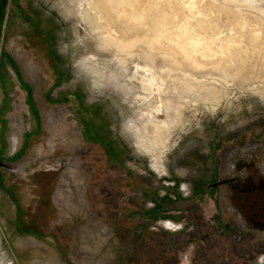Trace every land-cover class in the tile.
<instances>
[{
  "label": "rangeland",
  "instance_id": "rangeland-1",
  "mask_svg": "<svg viewBox=\"0 0 264 264\" xmlns=\"http://www.w3.org/2000/svg\"><path fill=\"white\" fill-rule=\"evenodd\" d=\"M174 1L182 5L193 3L202 14L198 6L203 2L217 3V7L231 11L245 9L250 15L264 9V0ZM33 2L52 15L57 25L59 47L70 71L61 89L71 88L74 98L81 96L88 102L79 103L95 111L96 123L91 121L94 128H104L107 118L123 166H111L102 149L92 143L88 144V157L83 154L81 157V138L80 143H75L74 138L62 139L68 128L64 118L66 106L39 104L45 128L47 116H57L54 122L49 121L53 124L48 127L50 133L43 134L44 138L41 135L43 144L37 141L29 148L31 152L40 151L42 162L35 169H29L30 164L19 168L16 174L22 178L11 173L4 184L0 182V261L4 259L5 264H264V257L259 255L264 252V226L249 231L246 222L242 223L244 219L237 218V211H228L219 198V178L232 172L223 158H230L231 152L242 149L249 141L264 138V74L259 71L264 66L263 54L252 55L251 75L247 78L225 74L212 62V55L221 52L220 39L207 37L205 30L195 28L196 20L188 15L179 27L180 41L192 47L190 40H200L201 52L207 53L203 69L166 64L161 70L165 80L158 70L150 69L151 77L147 73L142 75L136 80L139 87L128 94L116 85L124 83L129 76L122 73L97 85L81 64L91 52H98L100 42L95 32L99 25L95 24L97 10L92 0ZM99 65L115 67L102 59ZM177 75L189 87L197 89L170 93L177 106L176 111L170 112L172 122L162 106L156 107L168 140L165 139V145L160 142V149L148 151L147 144L141 143L133 127L128 126L148 105L142 85L146 84L150 94L156 95L167 78ZM5 77L9 92L5 132L8 137L10 134L14 148L18 141L22 144L25 125L31 124L28 142L32 144L37 116L28 93L18 82L11 83L9 74ZM39 91L37 97L41 95ZM1 99L0 94V102ZM101 140L109 141L107 136ZM155 155L163 157L161 172L155 167ZM69 160H77L80 172L75 176L74 167H68ZM28 174L31 180L25 178ZM252 190H244L243 200L247 194L249 202L257 195L261 199L255 208L247 204L246 212L264 213V190L260 194ZM236 191L238 197L240 193L237 188ZM232 204L238 205L239 201L233 197ZM170 218L183 222L184 227L167 230L162 220Z\"/></svg>",
  "mask_w": 264,
  "mask_h": 264
},
{
  "label": "bare ground",
  "instance_id": "bare-ground-1",
  "mask_svg": "<svg viewBox=\"0 0 264 264\" xmlns=\"http://www.w3.org/2000/svg\"><path fill=\"white\" fill-rule=\"evenodd\" d=\"M92 1L97 10L95 24L99 25V28L95 26L98 29H94L100 42L97 44L98 52H91L81 64L91 73V78L97 85H102L124 73L125 77H129L123 80L124 83H118L116 87H121L128 93L132 92L131 89L139 87L136 80L142 75L145 76L147 73L151 77L150 69L158 70L165 80L164 72L161 70L166 64L176 68L189 67V69L202 70L206 65L204 56L207 53L201 52L200 47L203 45L200 40H190L193 43L192 47L187 46L182 39V42L180 41L182 32L179 27L182 19L188 15L196 20L195 28L205 30L210 39H220L221 52L212 55V62L225 74L245 79L251 75L252 55L261 53L264 56V9L262 8H259L261 11H258L259 14L250 15L251 12L247 13L245 9L231 11L220 6L218 8L217 3L203 2L198 6L199 10L202 9L204 13L202 14L196 11L193 3L182 5L174 0ZM100 59L108 60V65L115 64V67H109L110 75L107 74L109 68L99 65ZM259 71L264 74V66L260 67ZM165 83L156 95L150 94L146 84L142 85V90L146 89L148 105L136 118L128 122V126L133 127L132 130L137 138L139 136L141 143L145 142L148 145H146L147 150L151 152L160 149L159 147L165 145L168 140L165 137L164 123L161 122L156 107L162 106L167 119L171 121L170 112L173 109L177 110V106L170 93L197 89L195 86L189 87L179 75L176 78H167ZM154 158L155 167L161 172L164 170L163 157L157 155ZM4 262L5 260L2 259L0 264H5Z\"/></svg>",
  "mask_w": 264,
  "mask_h": 264
},
{
  "label": "flooded vegetation",
  "instance_id": "flooded-vegetation-1",
  "mask_svg": "<svg viewBox=\"0 0 264 264\" xmlns=\"http://www.w3.org/2000/svg\"><path fill=\"white\" fill-rule=\"evenodd\" d=\"M4 55L5 57H3ZM3 58L4 60H2ZM10 61L13 62V65L10 64ZM69 72V63L65 62L59 47L57 25L54 22V17L44 13L43 9L35 5L33 0H0V94L2 96L0 102V182L2 184L8 180V175L11 173L18 176L16 172L19 168L30 164L29 169H35L38 162H42L40 151L34 150L31 152L29 148L34 147L37 141H40L39 144H43V138L48 135L47 132L50 133L51 131L48 127L53 125L49 121L54 122L57 115L47 116L46 125L48 127L45 128L41 108L38 107L39 104L44 106L46 104H62L66 106V108L64 107V112H66L64 118L68 128L67 131H64V138L62 139L69 141L74 138L75 143H80L81 140L79 146L80 156L83 154L86 158L88 157V144L92 143L102 149L106 161L111 166H123L120 148L109 131L107 118L104 128H94L91 121L93 120L92 122L96 123L95 118L97 115L95 111L88 108V106H81L79 103L81 101L88 104V102L84 101L81 96L74 98L71 93L73 89H68L67 86H63L67 89H61V83L65 79H69ZM5 74H9L11 83L18 82L21 87L26 89L29 102L36 113L37 130H35L32 137V144L28 142V136H30L28 131L31 124L29 126L25 125L22 144L20 145L18 141L17 146L14 148L9 141L10 134L8 137V133L5 132L8 127V118L4 114L9 99ZM40 89L41 95L37 97L36 95L40 92ZM82 91L85 96L83 89ZM41 135H43V138ZM105 136L108 137L109 141L103 143L101 138L103 139ZM93 137L97 138L94 139ZM59 145L61 147L60 143ZM113 148L118 151V154ZM8 153L10 154L8 155ZM230 156V158L226 157L222 160H225L230 168L232 167V172L230 171L228 175L225 176L224 174L219 178L221 190L219 198L221 197V201L227 205L226 209L228 211L235 209L239 215L237 218L244 219L242 223L244 224L245 221L247 226L250 227L249 231H252L264 226V221H262L264 213L254 210L249 215L246 212L247 204L255 208L261 197L257 195L249 202L248 194L244 196L246 197L244 200L243 195L244 190L253 191L252 189H255L259 194L261 190H264V138H256L245 143L242 149L239 148L231 152ZM27 157H29L28 162H26ZM67 164L68 167H74V176L80 172L77 160H69ZM58 167L61 168V163ZM59 169L55 171L58 173ZM18 178L22 177L18 176ZM25 178L31 180L29 174ZM236 188L240 193L238 197H236ZM233 197L239 201L238 205L232 204ZM239 205L241 208L243 207L242 210Z\"/></svg>",
  "mask_w": 264,
  "mask_h": 264
},
{
  "label": "built area",
  "instance_id": "built-area-1",
  "mask_svg": "<svg viewBox=\"0 0 264 264\" xmlns=\"http://www.w3.org/2000/svg\"><path fill=\"white\" fill-rule=\"evenodd\" d=\"M162 222L165 224L166 229L172 230V231H176V230H180L184 227L183 222H177L174 219H164L162 220ZM169 222L171 224H169ZM262 255L264 257V252L259 254ZM264 263V260L262 261Z\"/></svg>",
  "mask_w": 264,
  "mask_h": 264
},
{
  "label": "trees",
  "instance_id": "trees-1",
  "mask_svg": "<svg viewBox=\"0 0 264 264\" xmlns=\"http://www.w3.org/2000/svg\"><path fill=\"white\" fill-rule=\"evenodd\" d=\"M185 212H187V209L185 210ZM185 212H184V213H185ZM167 230H169V229H167Z\"/></svg>",
  "mask_w": 264,
  "mask_h": 264
}]
</instances>
